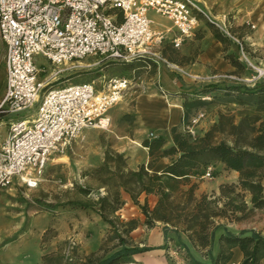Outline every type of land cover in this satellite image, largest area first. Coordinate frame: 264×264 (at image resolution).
<instances>
[{"label":"built area","instance_id":"built-area-1","mask_svg":"<svg viewBox=\"0 0 264 264\" xmlns=\"http://www.w3.org/2000/svg\"><path fill=\"white\" fill-rule=\"evenodd\" d=\"M149 11L172 21L175 34L169 42L175 49L193 37L201 24L209 23L235 41L241 57L253 68L247 80L264 79V69L249 62L233 34L232 20L197 0H0L5 69L0 129L6 127L0 139V189L10 187L14 179L25 188H35L49 160L65 153L84 128L109 127V109L134 86L129 77L99 75L95 80L66 82L45 90L61 73L108 62H142L144 68L156 71L176 67L162 54L168 30L154 28ZM37 56L49 63V72L37 66ZM222 77L232 76L212 73L208 78ZM205 113L198 109L184 126L192 140L199 135L197 128ZM199 178H212L210 165ZM121 209L118 214L125 218ZM77 247L73 237L66 239L61 247L65 262L76 260ZM178 253L179 246H174L171 254Z\"/></svg>","mask_w":264,"mask_h":264},{"label":"trees","instance_id":"trees-1","mask_svg":"<svg viewBox=\"0 0 264 264\" xmlns=\"http://www.w3.org/2000/svg\"><path fill=\"white\" fill-rule=\"evenodd\" d=\"M205 25L221 42L223 58L233 68H241L242 63L235 53L228 50L227 39H223L209 23ZM232 32L237 35V31L232 29ZM203 36L204 33L197 30L194 38L202 39ZM162 54L177 65L193 62V58L180 55L170 42L164 44ZM110 64L117 63L110 62L108 65ZM217 88L204 87L199 96L195 93L189 94L188 91L180 93L182 117L180 124L170 129L171 144L166 146L167 141L162 136L141 140V145L147 149L149 156L146 164L142 163L137 168L130 169L123 153L107 147L102 164L90 171L96 174L105 171L106 179L102 182L104 194L92 195L89 187H76L84 199L70 201V208L91 209L109 226L105 242L98 251L83 258L84 264H118L132 254L150 249L146 246H135L130 241L129 234L138 226L139 219H126L118 214L125 204L120 196L121 191L128 194L132 204L138 207L147 228L159 222L164 225V233L167 230L182 232L192 246L202 251L208 259L207 262H200L189 258L187 264H228L232 249L236 246L242 252L239 264H259L264 258V235L253 230L235 234L226 228L218 237L216 255H211L215 233L220 227L217 224L219 219L233 222L245 218L253 209L264 208V121H260L257 115H251L234 123L232 117L221 113L218 122L195 140L184 130L188 119L200 107L209 104L202 99L203 94ZM223 95L226 102L246 104L254 106L256 111H264V86L244 88L242 91L236 87H227ZM256 122L259 123L255 127ZM226 127L230 139L222 136L214 141L215 133L223 135ZM163 157H167L169 162L159 171H153L158 160ZM213 163H221L224 170L237 172L236 183H223L219 185L218 193L212 191L196 196L198 184L192 177L198 178L202 173L200 170ZM142 193L157 196L153 208H149L146 200L139 202L138 198ZM246 195H249L250 206L245 200ZM113 240L120 248L106 256V243ZM169 240L173 241L174 238ZM174 242L179 245L178 241ZM46 258L47 255L42 256V264H45Z\"/></svg>","mask_w":264,"mask_h":264},{"label":"rangeland","instance_id":"rangeland-1","mask_svg":"<svg viewBox=\"0 0 264 264\" xmlns=\"http://www.w3.org/2000/svg\"><path fill=\"white\" fill-rule=\"evenodd\" d=\"M204 2L213 13L219 12L225 14L232 20L234 24L232 29L237 31V35L233 34L236 37H238V33L240 34L238 38L243 45L249 62L255 67L264 69V0H204ZM148 17L152 20L154 28L164 29L163 31L168 30L167 35H169V38L166 42H169L172 34H175V29L172 28V21L154 11H149ZM199 31L202 32L203 30ZM222 38L227 39L229 43L228 50L232 49L242 63V67L233 68L229 71H212V73H221L227 76L231 75L232 77L203 79L200 81L193 80L195 84L189 83L190 90H188V93H195L198 96L201 95L200 91L204 87H218L216 90L203 94V96L208 97L204 101L209 102V104L200 107L206 112V118L200 123L202 129H205L201 135L205 131L210 130L218 122L221 113L232 117L234 123H238L245 116L251 115H257L260 121H264V111H256L254 106L246 104L226 102L223 94L227 87H236L241 91L244 88H258L264 86V79L255 83L249 82L247 78L253 73V68L241 57L235 41L224 35H222ZM194 40V37L190 40H184L181 47L177 49L179 54L182 55L181 50L185 44L191 43L193 47L191 48L189 57L193 58L196 56L198 48L195 46ZM218 42L222 48L221 42ZM250 43L255 44H252V46ZM82 62L85 63L86 61ZM36 64L38 67L45 66L47 72L51 70L49 63L42 56L36 57ZM108 64L99 63L91 67L84 66L71 72L65 71L60 74L61 76L56 82L50 83L45 87V90H47L66 83L65 81L76 83L95 80L99 75L106 78L110 76L129 77L133 80L132 83L134 85L124 94L118 103L109 109V127L107 129L84 128L72 141L65 153L54 155L49 160L41 180L35 188L28 189L23 186H10L0 190V252L6 246L11 245V243H23L24 247L30 250L35 248V246L42 247L53 232L50 226L53 224L59 211L70 208L68 205L70 201L84 199L77 192L76 187H89L92 195L96 193L104 194L105 190L102 187V182L106 179L105 171L97 174L90 171H93L102 164L107 147L116 151L113 147L123 146L124 143H127V147L141 149V142L137 143L132 139V132L134 130L132 108L137 94L149 92L150 89L160 86L155 77L157 71L153 68H144L142 62ZM175 65L176 67L174 68H164L166 72L177 76L176 79L178 80L182 78L192 79L188 75L189 72L185 70V65ZM138 84L139 86H137ZM4 86V52L0 48V100L3 95ZM258 123L256 122L254 126L256 127ZM227 131L228 128L226 127L223 135L216 132L214 141H218L222 136L230 139ZM5 133L6 127L4 126L0 129V139L5 137ZM147 137L154 138L150 134ZM136 153L139 154V152ZM100 236L101 227L97 225L92 229V240L95 241V244L99 241ZM2 255L6 257L8 254L6 252L0 254V256ZM46 255L45 264H69L64 261L61 254L48 253ZM83 261L84 259L77 256L73 264H84Z\"/></svg>","mask_w":264,"mask_h":264},{"label":"crops","instance_id":"crops-1","mask_svg":"<svg viewBox=\"0 0 264 264\" xmlns=\"http://www.w3.org/2000/svg\"><path fill=\"white\" fill-rule=\"evenodd\" d=\"M197 1L207 7L204 0ZM216 14L221 13L217 12ZM156 29L160 30L161 28ZM198 30H203L204 36L202 39L194 40L195 46L198 48L197 54L193 57V62L184 66L185 70L189 74L193 73L192 75H197L201 78L198 81L209 79L208 77L212 74V71L232 70L233 67L223 58V55H220L222 53L221 45L207 29L206 25L201 24ZM167 37L169 38V35ZM193 37L187 40L193 39ZM252 44L255 43H250V45ZM192 47L193 45L191 43L185 44L181 50L182 55L189 56ZM229 51L231 52L232 49ZM155 77L160 83V90L154 87L149 92L139 93L135 96V102L132 108L134 114L132 139L140 143L143 138H146L151 133L153 137H164L167 141L166 146H168L171 144V127L179 125L181 122L182 98L180 93L190 90L189 86L191 82L195 84V81H193V78L190 80L186 78L178 80L176 79L177 76L166 72L164 67H161L157 71ZM197 130L201 134L205 129L203 130L202 125H199ZM126 144L124 143L123 146L113 148L119 153H124L127 157V166L130 169H135L138 165L147 163L149 156L145 147L141 146V149H134L127 147ZM136 152H139V154ZM168 162L169 159L167 157L160 158L153 171H159ZM210 166L212 168L211 179L192 177V180L198 184L195 190L196 196L212 191L218 193L220 184L236 183L237 181V172L224 170L221 163H213ZM204 169H201L200 172H203ZM262 185H264V179H262ZM11 186L21 185H19L17 179H14ZM120 196L125 202L121 209V215L125 218L134 217L139 219L138 226L129 234L130 241L135 246H146L150 249L132 254L124 262L118 264H182L184 261L187 264L189 258L200 262L208 261L202 254V251L194 248L182 232L175 233L167 230V233H164V225L159 222L147 228L143 224V215L138 207L132 204L129 195L121 191ZM138 199L140 203L146 200L149 208H153L157 201V196L142 193ZM245 200L250 206L249 195H246ZM217 224H220V227L216 230L211 247L212 256H215L218 251V237L223 233L224 228L235 234L245 230H253L264 235V208L253 209L245 218L233 222L219 219ZM97 225L101 227V236L97 244H95V241L92 240V229ZM50 228L53 229V232L49 236L48 241L40 248L35 246V248L30 250L24 247L23 243H11V245L6 246L0 254L7 252L8 255L6 257L3 255L0 256V264H42L43 255L48 253H57L60 255L63 243L70 237L76 240L78 244L77 255L83 259L99 250L109 232L108 224L101 219L98 213L88 208H66L60 210ZM171 237L174 238L173 241L169 240ZM174 241H178L179 245H176ZM174 246H179V253L177 255L171 254ZM119 248L115 240L107 242L106 256ZM241 260L242 252L236 246L232 249V257L228 264H239ZM259 264H264V258L260 260Z\"/></svg>","mask_w":264,"mask_h":264}]
</instances>
